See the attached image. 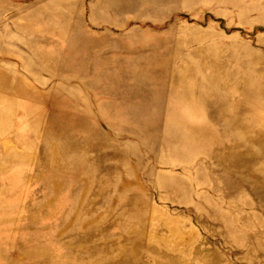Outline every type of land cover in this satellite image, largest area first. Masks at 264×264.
<instances>
[{
    "label": "rangeland",
    "instance_id": "obj_1",
    "mask_svg": "<svg viewBox=\"0 0 264 264\" xmlns=\"http://www.w3.org/2000/svg\"><path fill=\"white\" fill-rule=\"evenodd\" d=\"M0 264H264V0H0Z\"/></svg>",
    "mask_w": 264,
    "mask_h": 264
}]
</instances>
